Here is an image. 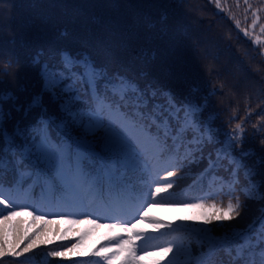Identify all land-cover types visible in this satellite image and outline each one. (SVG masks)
Segmentation results:
<instances>
[{"label":"snow or ice","instance_id":"1","mask_svg":"<svg viewBox=\"0 0 264 264\" xmlns=\"http://www.w3.org/2000/svg\"><path fill=\"white\" fill-rule=\"evenodd\" d=\"M260 10L256 9L253 15ZM166 20L162 15V33L167 29ZM256 39L260 41L259 37ZM12 62L9 59L6 65L0 63V84L9 74ZM32 63L39 65V93L21 102L15 91L0 88V215L8 212L3 216L4 222L37 207L19 198L34 187L41 189L46 200L75 202L83 201L87 195L106 193L118 201L143 182L148 189L144 202L159 198L189 208L212 210L201 216L179 218V224L150 216L151 204L139 212L141 221L152 220L155 231L178 233L164 241L167 246L160 249L161 258L170 253L173 256L167 264H175L177 254L184 256V264H264V206L250 222L240 223L247 205L237 194V186L246 200L264 202V180H255V168L245 163L251 153L243 147L246 129L241 124L220 139L213 120L202 117L201 104L191 99L177 103L168 92L142 89L126 74L109 73L87 55L64 52L54 64L41 62L39 56ZM25 90L23 86L19 88ZM191 91H197L195 86ZM36 109L39 114L30 119ZM254 131L258 132L255 126ZM206 145H213L207 156ZM204 161L206 166L192 171L193 165L199 167ZM258 163L264 164V158ZM221 169L226 177L219 175ZM8 174L12 175L10 181H6ZM188 176L192 187L201 188L200 195L187 197L169 191L176 179ZM216 185L219 187L215 192L204 191L205 187L212 189ZM225 188L229 197L226 207L215 201L205 203ZM184 199L196 202L184 204ZM232 221L237 223H225ZM138 225L139 222L120 226L129 238L116 251L134 243L133 237L140 238L143 230ZM218 228L223 231L218 232ZM34 237L35 233L26 234L11 243L0 229V264L6 256L19 258L44 243ZM116 251L98 250L95 255L111 264L110 256H115ZM129 252L124 264H132L135 249ZM48 254L64 255L58 251Z\"/></svg>","mask_w":264,"mask_h":264},{"label":"trees","instance_id":"2","mask_svg":"<svg viewBox=\"0 0 264 264\" xmlns=\"http://www.w3.org/2000/svg\"><path fill=\"white\" fill-rule=\"evenodd\" d=\"M256 9L261 10L253 15ZM162 15L167 17L164 33L160 30ZM253 20H256L254 26ZM262 27L264 0H0V63L6 65L9 59L13 61L0 88L15 91L20 101L26 102L33 93L40 92L42 85L39 65L32 63L34 57L39 56L41 62L51 65L58 62L64 52L74 56L87 55L109 73L126 74L142 89L168 92L177 103L191 99L201 104L202 117L213 120V128L218 130L220 139L236 124H241L246 129L243 147L251 153L245 163L255 168V180H264V164L258 163L264 158V145L261 144L264 140ZM21 86L26 90L19 91ZM193 86L197 89L195 93L191 91ZM45 103H48L47 96ZM49 107L54 108L53 105ZM38 114L39 109L34 110L30 119ZM254 126L258 132L254 131ZM211 151L213 145H206L205 156ZM204 166L206 161L199 167L193 165L192 171ZM219 175L226 177L227 173L221 169ZM9 177L10 174L6 181ZM191 185L190 176L176 179L169 191L187 197L200 195L201 188ZM218 187H205L204 191L215 192ZM35 188L28 191L30 202ZM261 190L264 191V186ZM147 191L143 182H138L129 196L137 203L144 202ZM227 191L225 188L223 192H217L205 203L215 201L226 207ZM237 194L247 205L242 212L244 219L240 221L243 225L259 215L264 202L246 200L239 192V186ZM147 202V208L152 205L150 216L174 224L181 223L179 218L183 214L201 216L212 211L172 204L159 198ZM195 202L193 199L183 201L184 204ZM74 205L77 217L64 215L61 207L39 215H28L31 212L28 208L4 222L3 216L8 212H3L0 229L4 230L9 242L14 243L19 236L33 233L36 234L34 238L44 242L19 258H2L3 264H76V259L86 255L87 245L100 236H92L100 216L94 207V195H87ZM37 216L44 219L37 220ZM82 219H87L82 222L86 228L85 238L73 249L69 241L65 242L76 229L70 232L69 225ZM110 222L119 224L117 218H111ZM135 222L145 230L141 234V253L146 256L143 264H152L154 260L167 264L173 256L170 253L161 258L160 249L167 246L164 241L178 233L167 234L170 233L167 229L155 231L150 219L141 221L139 217ZM27 226L34 228L29 231L24 228ZM219 231L223 229L218 228ZM51 251L64 255L52 257L48 254ZM175 264H184L182 254H177Z\"/></svg>","mask_w":264,"mask_h":264},{"label":"rangeland","instance_id":"3","mask_svg":"<svg viewBox=\"0 0 264 264\" xmlns=\"http://www.w3.org/2000/svg\"><path fill=\"white\" fill-rule=\"evenodd\" d=\"M180 214H178L177 215V217L179 216ZM185 216H190V217H193V214H183L182 215V217L181 218H184ZM26 225H27V222H26ZM26 230H32L33 228H34V226L33 227H31V226H27V227H24ZM100 229H102V226H99L98 227V230H100ZM96 232V231H95Z\"/></svg>","mask_w":264,"mask_h":264}]
</instances>
